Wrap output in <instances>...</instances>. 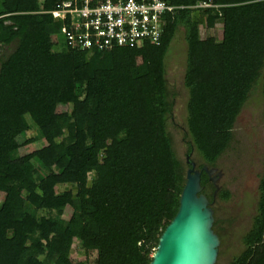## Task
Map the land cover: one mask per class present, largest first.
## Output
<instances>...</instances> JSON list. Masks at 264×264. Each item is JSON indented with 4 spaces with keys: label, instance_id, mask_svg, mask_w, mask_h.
I'll return each mask as SVG.
<instances>
[{
    "label": "trees",
    "instance_id": "16d2710c",
    "mask_svg": "<svg viewBox=\"0 0 264 264\" xmlns=\"http://www.w3.org/2000/svg\"><path fill=\"white\" fill-rule=\"evenodd\" d=\"M61 1L0 0V264H148L190 167L167 129L170 42L182 29L185 154L198 169L216 168L251 90L260 88L264 122V0H166L175 8L163 14L158 44L83 50L51 13ZM217 23L220 37L201 36ZM33 130L38 137L17 140ZM37 138L41 146L20 153ZM200 184L210 201L204 171ZM257 191L229 264H264V157ZM217 222L214 213L221 241ZM74 242L84 259H71Z\"/></svg>",
    "mask_w": 264,
    "mask_h": 264
},
{
    "label": "rangeland",
    "instance_id": "374dc122",
    "mask_svg": "<svg viewBox=\"0 0 264 264\" xmlns=\"http://www.w3.org/2000/svg\"><path fill=\"white\" fill-rule=\"evenodd\" d=\"M222 25L217 23L214 30L204 26L200 27L202 37L207 34L221 36ZM12 47L6 49V53ZM186 44L183 39V30L178 29L170 42L166 61V80L170 97L173 101L171 116L167 123V129L173 141V147L178 158L186 160V146L183 139L185 128V104L187 91L183 87V74L185 68ZM260 89V88H259ZM258 91L249 95L248 100L240 110L233 129L230 146L218 158L215 170H218V179L212 183L217 191L210 200L217 218V227L220 230L221 241L218 247V255L214 264H229L232 256L238 254L242 249V235L249 228L251 217L256 208L258 196L257 186L259 175L262 170L264 157V122L261 117L263 107L262 96ZM66 105H59V110L66 109ZM30 135L39 136L36 130L29 131L25 135H19L17 140L23 142L25 137ZM43 144L37 141L20 148V153L29 152ZM196 153L193 154L194 157ZM217 173V174H218ZM65 186L57 189L63 190ZM226 189L229 192L227 200L219 198L218 192ZM210 192L209 185L205 190ZM2 198V194H0ZM72 209L67 207L64 210L63 219L58 224V231L61 233L65 227L66 219L70 216ZM95 251L88 253L89 261L95 258ZM86 255L81 252L79 244L74 242L70 251L73 261L84 259Z\"/></svg>",
    "mask_w": 264,
    "mask_h": 264
},
{
    "label": "built area",
    "instance_id": "2783aa9c",
    "mask_svg": "<svg viewBox=\"0 0 264 264\" xmlns=\"http://www.w3.org/2000/svg\"><path fill=\"white\" fill-rule=\"evenodd\" d=\"M174 8L166 0H62L51 13L67 20L61 33L68 45L81 50L111 49L139 47L144 41L158 44L163 14Z\"/></svg>",
    "mask_w": 264,
    "mask_h": 264
},
{
    "label": "water",
    "instance_id": "95a60500",
    "mask_svg": "<svg viewBox=\"0 0 264 264\" xmlns=\"http://www.w3.org/2000/svg\"><path fill=\"white\" fill-rule=\"evenodd\" d=\"M189 164L178 209L159 235L148 264H214L217 259L220 239L212 228L214 211L200 184L201 171L210 176L215 168ZM211 180L215 183L217 177Z\"/></svg>",
    "mask_w": 264,
    "mask_h": 264
},
{
    "label": "flooded vegetation",
    "instance_id": "af4514ba",
    "mask_svg": "<svg viewBox=\"0 0 264 264\" xmlns=\"http://www.w3.org/2000/svg\"><path fill=\"white\" fill-rule=\"evenodd\" d=\"M190 161H192L190 158H189V156L187 155V157H186V162H190ZM196 168V167H195ZM208 168V167H207ZM210 168H214V167H210ZM188 169V168H187ZM198 169V168H197ZM200 169V168H199ZM217 169V168H216ZM217 173H218V170H215L210 176H209V181L211 182V183H213L212 182V180H211V178H214V177H217V179H218V175H217ZM210 202V201H209ZM211 205V207H212V203L210 204Z\"/></svg>",
    "mask_w": 264,
    "mask_h": 264
}]
</instances>
